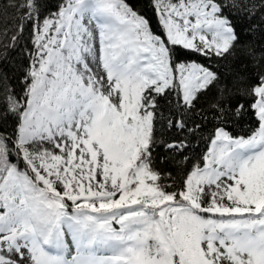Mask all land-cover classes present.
Instances as JSON below:
<instances>
[{
	"label": "snow or ice",
	"instance_id": "6c2138e0",
	"mask_svg": "<svg viewBox=\"0 0 264 264\" xmlns=\"http://www.w3.org/2000/svg\"><path fill=\"white\" fill-rule=\"evenodd\" d=\"M3 9L0 264H264V0Z\"/></svg>",
	"mask_w": 264,
	"mask_h": 264
},
{
	"label": "trees",
	"instance_id": "16d2710c",
	"mask_svg": "<svg viewBox=\"0 0 264 264\" xmlns=\"http://www.w3.org/2000/svg\"><path fill=\"white\" fill-rule=\"evenodd\" d=\"M5 3H7V0H0V34L3 33L5 28H11L14 25V12L12 9L4 11L3 5ZM2 39L3 37L0 35V40ZM7 70L9 74H11V65H8ZM204 136L206 137L207 133H204ZM193 147H195L198 152L206 151L207 144L205 140L198 137L195 141H193Z\"/></svg>",
	"mask_w": 264,
	"mask_h": 264
},
{
	"label": "rangeland",
	"instance_id": "374dc122",
	"mask_svg": "<svg viewBox=\"0 0 264 264\" xmlns=\"http://www.w3.org/2000/svg\"><path fill=\"white\" fill-rule=\"evenodd\" d=\"M95 70V69H94Z\"/></svg>",
	"mask_w": 264,
	"mask_h": 264
}]
</instances>
